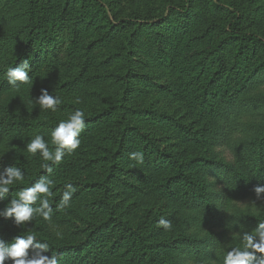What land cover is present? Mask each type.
<instances>
[{"label": "rangeland", "instance_id": "obj_1", "mask_svg": "<svg viewBox=\"0 0 264 264\" xmlns=\"http://www.w3.org/2000/svg\"><path fill=\"white\" fill-rule=\"evenodd\" d=\"M97 1L108 9L109 19L102 16L91 23L78 24L74 35L68 33L72 28L70 10L61 11L65 0H56L57 14L62 19L60 31L73 36L70 50L57 56L55 65L52 61L38 62L34 77L25 87L0 96V121L15 120L11 117L15 110L18 119L52 124L27 127L25 123H14V132L24 129L10 138L0 137V171L7 167L1 159H8L14 166L19 163L17 167L25 174L22 182L11 186L24 185L31 170L42 171L38 179L48 175L54 181L48 198L53 208L51 221L37 216L27 228L18 229L11 220L5 227L20 235L35 233L37 239L54 247H80L73 256L65 254L59 264H143L142 247L134 243L139 238L147 244L156 264H223L227 251L241 246L238 234L252 231L257 222L264 221V201L247 202L255 198L253 191L233 192L234 196L226 200L224 217L209 221L201 206L192 208L183 203L180 193L184 187L179 181L169 190L159 185L175 175L178 164L183 165L187 178L199 182L203 177L199 166L202 161L229 157L222 146L228 140L223 138L218 143L217 138L220 132L231 136L232 125L225 129L224 121L214 113L225 95L224 78L235 74V43H227L220 57L214 59L227 15L213 9L210 0H194L186 13H168L163 18L160 16L165 6L180 0ZM222 1L239 9L245 30L264 35V0ZM26 3L27 0H0V49L5 52L0 50V63L10 53L2 42L6 39L3 35L19 24L15 17ZM134 13L139 19L154 20L117 28L118 21ZM247 56L244 60L250 61L251 69L259 65L263 54L258 49ZM251 84L249 95L264 92V81ZM41 88L60 100L57 111L41 110L34 103ZM77 109L85 117L100 112L103 116L96 122H87L79 136L80 146L71 154L65 153L60 164L52 166L51 174L45 173L41 164L50 162L31 156L25 146L40 134L52 148L51 130ZM119 121L140 133L126 132L122 153L115 158L117 168L106 180L105 193L101 186L84 184L105 179L108 163L102 157L119 146ZM206 135L209 138L204 139ZM196 136L199 139L192 138ZM247 136L246 132L240 138ZM136 151L143 153V163L129 158ZM68 184L76 189L70 207L56 211ZM104 195L113 204L114 217L135 230L132 238L124 239L113 224V216L101 201ZM14 198L16 195L7 197L0 202V208L7 199ZM212 202L220 217V196L213 197ZM162 218L171 221L170 230L158 226ZM57 231L62 234L60 238Z\"/></svg>", "mask_w": 264, "mask_h": 264}, {"label": "trees", "instance_id": "obj_2", "mask_svg": "<svg viewBox=\"0 0 264 264\" xmlns=\"http://www.w3.org/2000/svg\"><path fill=\"white\" fill-rule=\"evenodd\" d=\"M193 1L194 0H180L176 3L167 4L165 6V13H163L160 18H163L168 13H186L192 6ZM210 6L216 11L227 15V19L222 27L224 36L217 42L214 48V59L217 60L220 57L221 49H223L227 43H235L237 45L235 61L234 64L232 63L235 74L230 78H224L222 84L225 95H223L220 105L218 107L215 106L216 108L214 109V113L218 120L224 121L226 125L224 126L225 129L232 125L231 128L233 132L231 136H227L229 134H221L222 132H220L217 138L218 143L221 142L223 138L228 140L226 142L223 141L222 146H224L230 154L228 159H205L202 161L199 166L203 177L199 182L187 178L182 169L183 165L178 164L175 175L169 176L159 187L169 190L170 185L179 181V184L184 187L180 193L183 203L192 208L201 206L206 216L209 218V221H219L221 217H224L226 200L228 197L232 196V194L234 196L233 192H238L240 194L249 193L252 192L255 186L264 185V92H256L251 95L248 94L251 92V89L249 90V85H252L251 82L264 81V35H259L244 29L240 11L233 3L222 0H210ZM57 8L58 5L56 0H27L22 12L15 17L17 21H19V24L12 31L3 35L6 39L2 42L5 46H8V52L10 53H6V59L4 61L2 60L0 63V96L13 89L8 85L5 77L7 69L16 67L23 59H29L31 68L29 76L31 80L34 77V69L38 62H42L43 60L48 62L52 61L51 64L55 65L56 57L70 50V42L73 36L71 37L69 34L60 31L62 19L58 17ZM68 9L72 15L70 18L72 28L68 33H74V35L77 33L78 29L76 26L78 24H88L102 18V16L103 19H109L111 16L108 9L97 0H65V5L62 6L61 11L67 12ZM107 14H109V17H107ZM153 20L154 19L149 18L139 19L137 14L134 13L132 16L118 21L120 24L117 28L127 27L129 25L138 26L140 24H149L152 23ZM114 23L115 22L111 24L115 25ZM258 49L263 54L261 57L262 61L259 65L248 69V67H250V61H245L244 59L248 58L247 55L249 51ZM1 52L2 54L5 53L3 50ZM245 72L247 74H245ZM23 86L25 87L26 84L21 85V87ZM18 115L19 114L13 110L11 117L13 119L15 118V120L9 119L5 122L0 121V137L7 136L10 138V136L18 134L24 129L20 128L14 132V123L19 126H23L25 123L27 127L52 125L51 123L41 120L18 119ZM101 116H103V112L85 117V124L87 122H96ZM251 117L255 118L252 120ZM22 120H24V122ZM119 122L121 125H119L118 134H120V136L118 137L117 135L116 137L119 141V146L113 152L108 150L107 154L102 157L108 163L105 179L98 183L86 182L84 184L86 186H101L105 193L108 189V186L105 185L106 180L112 176L117 168V161L115 158L122 153L121 149L126 132L130 130L138 131L134 127H130L123 123V121ZM246 132L249 133V136L240 138ZM191 135L195 134L192 133ZM141 136L144 140L146 139L144 135L141 134ZM202 136L203 135H200V137ZM192 138L199 139L197 136ZM207 138H209V135L204 136V139ZM153 151L154 149H151V152ZM1 163L5 166L14 165V163L8 159H1ZM16 165L18 166L19 163ZM41 172L42 171H38L34 173L31 170L30 174L25 179L26 183L24 185L10 186L8 197L15 196L21 188L31 186V184L38 179ZM208 177H212V179H208ZM217 195L220 196V200L222 201L219 205L223 207L220 217L216 216V205L212 202V198ZM102 197L103 199L101 201L104 200L103 202L108 208L110 215L113 216V224L115 226L117 225L121 232V236H123L124 239L132 238L135 234V230L115 218L113 204L105 200V195ZM244 218L249 222L246 216ZM7 220L11 219L0 218V239L10 241L14 236L20 234L10 231L5 227ZM38 240L40 242H45L42 238H38ZM134 243L142 247L141 254L145 258L143 264H156L151 259L150 249L141 238L134 241ZM79 248V246L54 247L50 245L49 251L43 254L57 255V253H59V261L65 254L73 256L75 251H78Z\"/></svg>", "mask_w": 264, "mask_h": 264}, {"label": "clouds", "instance_id": "obj_3", "mask_svg": "<svg viewBox=\"0 0 264 264\" xmlns=\"http://www.w3.org/2000/svg\"><path fill=\"white\" fill-rule=\"evenodd\" d=\"M29 59H23L16 67L7 69L5 77L8 85L18 90L21 85L30 82ZM34 103L44 111H57L60 100L49 94L48 89L41 88L40 94L33 98ZM79 103V99L76 101ZM85 126V113L77 109L69 115L66 120H61L51 130L50 144L43 135L37 134L26 144V151L33 157L39 156L43 161L41 168L45 173L53 172V165H58L65 156V153H73L81 144L79 139L81 131ZM131 160L143 163V153L140 151L129 154ZM24 172L20 167L9 165L0 171V202H3L10 193V186L24 180ZM54 181L48 175H41L31 186L21 188L16 193V198L7 199V203L0 208V218L11 219L14 227L27 228L39 216L44 221H51L53 208L49 202L52 196L51 188ZM66 191L61 195L56 204V211H63L70 207V201L76 189L66 185ZM254 199L247 202L257 204V201H264V185H257L253 188ZM158 226L164 230H170L172 223L167 219H160ZM241 246L232 247L223 256V264H264V221H259L252 231H245L238 234ZM57 238L62 234L56 232ZM50 245L47 241L40 242L35 233L27 235H16L10 241L0 239V264H59L58 256L44 255L48 252Z\"/></svg>", "mask_w": 264, "mask_h": 264}]
</instances>
